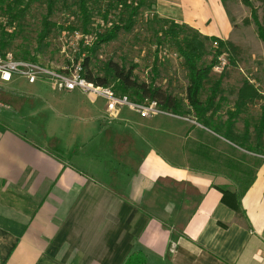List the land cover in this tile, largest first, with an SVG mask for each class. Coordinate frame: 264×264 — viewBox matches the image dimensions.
<instances>
[{
  "label": "crops",
  "instance_id": "obj_1",
  "mask_svg": "<svg viewBox=\"0 0 264 264\" xmlns=\"http://www.w3.org/2000/svg\"><path fill=\"white\" fill-rule=\"evenodd\" d=\"M167 10L203 36L233 39L228 17L226 32H205L186 5ZM21 80L0 83L10 107L0 109V264H123L137 249L149 264H264V159L247 186L227 173L224 152L217 169L176 164L163 155L162 129L147 137L130 109L109 119L112 127L97 107L75 117L55 110L54 128L35 130L25 122L44 109L30 110L23 92L42 80ZM67 117L83 141L73 150L60 134ZM193 128L192 137L202 132Z\"/></svg>",
  "mask_w": 264,
  "mask_h": 264
},
{
  "label": "rangeland",
  "instance_id": "obj_2",
  "mask_svg": "<svg viewBox=\"0 0 264 264\" xmlns=\"http://www.w3.org/2000/svg\"><path fill=\"white\" fill-rule=\"evenodd\" d=\"M12 2L13 0H0V33L2 27H4L9 33L13 34L6 51L9 50L16 54L27 48L31 53H35L37 36L42 28V19L49 12V2L48 0H34L25 10L27 0L15 2L13 5ZM108 2L109 0H101L96 4H94V1L92 2L91 6L94 7L93 28L98 29L97 25L102 23L100 12L107 6ZM222 2L223 5L219 4V0H146L145 5L136 18L133 29L130 32L122 31L115 40L103 44L100 50L91 57L89 69L94 76L102 77L104 75V65L109 60L126 67V69L133 66L136 81L147 84L153 83L182 101L185 115H181L183 118L173 120L176 123L163 118L165 116L147 119L136 115L134 111L132 112L134 116L136 115L142 121L140 126L145 125L147 137L152 133L150 130L162 129V134H160L158 139H162L160 141L161 145L164 144L162 147L164 149L163 155L169 161L176 164H187L188 166L189 162H191V165L201 167L200 169L203 170L217 169V161L223 158L220 154L224 152L227 156H232L234 159L242 161L240 167L247 172L244 178L249 179L250 176L255 175L256 161L264 159V156L245 153V150L241 149H232L231 145L217 142L215 135L212 136L208 133L199 132V135L193 134L192 137L191 127L193 126L195 130H202V125H198L196 120L193 119L194 116L187 105L188 72L175 42L165 34V29L163 30L168 24L167 22L172 21V19L167 18L169 14L165 12L169 13L167 8H169V5L174 4L186 5V8L188 7L189 9V16L191 15L193 18H195L196 14V24H199L201 30L205 32H210V28H219L226 32L223 18L226 19L228 17L230 22H234L231 34L233 41H226L233 43L238 50L236 53L233 50L223 53L228 60V65L223 70L225 76L219 96H222L225 100H223L222 108L216 114L214 120L216 126H224L227 123V111L233 109L237 91L245 79L256 84L261 93L264 94V43L258 38L256 27L250 20V8L242 0H222ZM252 2L258 7L259 15L262 17L261 2L259 0H252ZM8 3H11L12 7H14L12 13L7 11ZM19 9H23V13L12 17V14ZM51 19L56 22L57 26L47 38V47L43 52L39 53L37 61L66 75L73 74L77 64L81 63L84 57V55H81L82 57L75 59V56L80 52L81 40L84 41L85 46L91 44L93 42V31L95 30L93 29L90 34H83L80 19L71 0H57L51 10ZM216 21L219 25H216ZM69 27L74 28V30H70ZM187 27L192 28L190 25H187ZM189 28L187 29L188 32ZM183 38L184 35H180L179 39ZM206 43L211 52L205 56L203 62L208 64L212 59V53L216 50V42L207 40ZM220 75L219 72L213 70L211 80L205 84V89L202 93L203 97L210 94V87ZM25 84H28L25 80L17 83L19 87L21 85L26 86ZM113 84L111 83L110 87L114 90ZM27 87L32 89L24 91L28 89L25 88L22 91H24V97H29L32 102L30 110H35L39 106V108L44 109L43 116L35 115L28 118L25 122L26 126L35 130L41 127L45 130L53 129V126H55L53 112L55 110H60L59 112L75 117L84 114L86 110L89 111L97 107L99 112L104 111L102 112L104 113L103 115L108 118L107 120L104 118L105 122L129 111V108H125L127 110L121 109L114 117L107 112L104 100L100 99L96 104H91L88 97L78 91V89L67 94L66 91L56 90L54 85L46 80L39 81L37 84L31 85V87L27 85ZM36 87H42V89H36ZM20 91V89L16 91L18 97L22 95ZM261 103H264V100L250 104L241 117L237 119L235 127L238 131H242L245 126H248L251 133H254V128L259 124L262 115ZM72 118L67 117L66 126L64 128L60 127L63 128L62 130L60 129L61 138L66 146L73 147L71 150L75 149L72 142L79 137L77 132H80L78 130L79 125L75 124ZM109 125L110 127L113 126L112 124ZM83 127L85 126L82 125L79 129H83ZM168 129H171L175 135L171 136L170 132H166ZM206 129H203V131ZM153 137L157 138V136L153 135L149 138L153 139ZM78 140H81L80 137ZM196 140H200L201 145ZM170 148L174 152L169 151ZM262 154L264 155V151ZM190 158L193 160H189ZM211 158L216 160L214 161ZM230 173L232 174L233 172L229 171Z\"/></svg>",
  "mask_w": 264,
  "mask_h": 264
},
{
  "label": "trees",
  "instance_id": "obj_3",
  "mask_svg": "<svg viewBox=\"0 0 264 264\" xmlns=\"http://www.w3.org/2000/svg\"><path fill=\"white\" fill-rule=\"evenodd\" d=\"M21 0H13V3H18ZM34 0H27L25 8H28L31 2ZM57 0H48L49 12L48 15L42 19V28L37 36V48L35 53H31L27 48L17 52L15 55L18 58L30 59L33 61L38 60L39 53L46 49V40L52 33L53 29L57 26L56 22L51 19V10ZM101 0H71L72 4L76 8V13L80 19V26L84 35L90 34L93 31V42L89 45H84V41L80 42V52L75 56L77 60L81 55L82 58L81 76L85 77L88 81L93 82L101 86H110L114 83V91L119 92L121 95H128L133 101L145 102L150 100H156L159 106L169 112L177 114L179 116L185 115L183 111V103L177 97L168 94L161 87L154 85L153 83H139L134 78V67L129 69L115 63L112 60L107 61L104 65V75L94 76L89 69L90 59L95 55L105 43L115 40L122 32H130L136 23V18L140 13V10L145 5L146 0H109L107 6L102 10V23L97 26L98 29L93 28L94 24V7L91 6ZM243 3L251 10V22L256 27L258 38L264 43V0L261 2L263 15L260 17L259 9L255 6L252 0H242ZM11 3L7 5V11L12 13L14 7ZM23 13V9H19L16 13L12 14V17ZM165 34L169 36L176 44L179 55L183 60L186 70L188 72V85L186 87V101L189 107V111L192 112L197 123L202 125V133L210 131L223 137L231 145L232 149L245 150L246 153H253L258 156H264V103H261L262 115L259 124L254 128V133H251L248 126L242 131H238L235 127L237 119L245 112L250 104L261 102L264 100V94L261 93L256 84L252 83L248 79H245L240 89L237 91V98L234 102L233 109L227 111L228 116L226 119V125L216 126L214 123L216 114L221 110L223 100L222 96H219L221 92V86L223 83L224 73H220L219 78L210 87V94L203 97L202 93L205 89L207 81L211 80V73L214 70L216 63L218 62V56L225 51L238 50L231 42L225 41L218 37L203 36L198 30L189 28L185 24H179L175 21L167 22ZM70 30L74 28L69 27ZM189 28V32L188 29ZM180 35H184L183 39H179ZM13 34L9 33L7 29L2 27L0 33V53L6 51L10 44V39ZM207 40H214L216 42V50L212 53V59L210 63L205 64L203 62L205 56L209 55L207 47ZM9 51V50H7ZM78 51V50H77ZM76 51V52H77ZM82 57V56H81ZM186 105V106H187ZM200 127V126H199ZM214 127V128H212ZM207 128V129H206ZM203 129H206L203 131ZM198 142V141H197ZM199 145L201 142L199 140ZM201 154V153H200ZM216 160L215 158H211ZM226 170L230 173V176L237 177L235 182H241L242 185H246L249 179H245L244 176L247 172L241 169L242 161L234 159L232 156H226ZM251 178L253 177L250 176ZM244 178V179H242ZM251 182V181H250ZM223 192H227L223 190ZM123 264H149L147 254L141 250H133L125 259Z\"/></svg>",
  "mask_w": 264,
  "mask_h": 264
},
{
  "label": "built area",
  "instance_id": "obj_4",
  "mask_svg": "<svg viewBox=\"0 0 264 264\" xmlns=\"http://www.w3.org/2000/svg\"><path fill=\"white\" fill-rule=\"evenodd\" d=\"M78 34V33H76ZM228 65L225 54L218 56L214 70L221 73ZM81 64H77L75 73L66 75L59 70L52 69L39 61L18 58L12 51L0 53V83H9L14 78L24 79L28 83L38 80L50 81L56 90H80L88 99L95 103L99 99L106 102V110L114 117L121 109L129 108L144 118L165 115L173 118H183L177 114L162 109L156 100L145 102L133 101L128 95L117 94L110 86H101L88 81L81 76ZM9 105L0 100V109H9ZM193 121V120H192ZM196 123L195 121H193Z\"/></svg>",
  "mask_w": 264,
  "mask_h": 264
}]
</instances>
